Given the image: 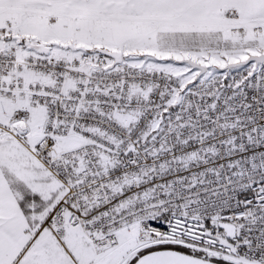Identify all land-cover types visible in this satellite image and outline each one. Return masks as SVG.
<instances>
[{
	"label": "snow or ice",
	"instance_id": "6c2138e0",
	"mask_svg": "<svg viewBox=\"0 0 264 264\" xmlns=\"http://www.w3.org/2000/svg\"><path fill=\"white\" fill-rule=\"evenodd\" d=\"M0 264H264V0H0Z\"/></svg>",
	"mask_w": 264,
	"mask_h": 264
}]
</instances>
